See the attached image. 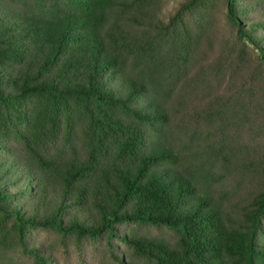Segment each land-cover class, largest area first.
Returning <instances> with one entry per match:
<instances>
[{"label": "trees", "instance_id": "trees-1", "mask_svg": "<svg viewBox=\"0 0 264 264\" xmlns=\"http://www.w3.org/2000/svg\"><path fill=\"white\" fill-rule=\"evenodd\" d=\"M146 1L0 0V129L10 119L27 124L23 105L31 100L48 106L55 135L66 119L56 149L22 135L32 160L0 142V152L12 154L0 168L18 172L5 170L17 188L0 184V235L13 218L17 236L51 227L119 237L132 248L127 258L115 255L121 264H264V142L240 153L239 146L220 149L205 161L192 150L197 133L186 127L178 134L164 103L172 91L161 44L188 37L184 17L199 0L169 24ZM226 2L237 19L235 0ZM141 54L146 62L136 70L131 59ZM261 108L254 99L222 98L205 115L217 119L222 142L228 132L255 142L264 138ZM74 109L84 120L79 145ZM239 175L241 182L214 192ZM24 195L34 198L27 210L9 208ZM126 223L160 231L121 232Z\"/></svg>", "mask_w": 264, "mask_h": 264}, {"label": "rangeland", "instance_id": "rangeland-1", "mask_svg": "<svg viewBox=\"0 0 264 264\" xmlns=\"http://www.w3.org/2000/svg\"><path fill=\"white\" fill-rule=\"evenodd\" d=\"M191 1L147 0L144 6L157 11L160 22L169 24L184 4L192 5ZM235 3L239 13H236L237 19L233 20L226 0H199L184 17L188 37L179 36L174 41L169 39L168 44H161L168 67V86L172 91L164 101L171 112V123L178 134L186 127L197 133L200 144L192 150H198L199 158L205 161L220 149L239 146L237 150L240 153L252 143L259 145L264 142V138L251 142L249 138L255 137L248 133L243 134V139H236L231 132L226 133V141L222 142L217 119L205 115L212 103L217 107L222 98L234 101L242 96L247 101L254 99L262 105L258 124L264 126V62L260 56V50L264 49V26L257 25L264 17V0H235ZM244 30L251 32L255 41L250 40ZM131 60L134 68L141 70L146 56H133ZM23 106L28 111V123L17 119L4 122L0 135H5L7 140L0 139V142L32 160L22 135L27 136L34 145L56 149L62 144L66 119L62 121V132L55 135L50 128L48 106L37 100ZM201 111L203 115L199 113ZM71 116L76 134L74 140L79 145L83 115L74 109ZM10 156L11 153L0 152V163H5L6 157L11 159ZM5 170L10 171L8 173L11 175L18 174L8 164L2 166L1 186L9 190L17 188L7 184ZM237 180L241 182V175L237 179L226 177L215 185L214 192H220L222 187H230ZM33 199L31 195L14 197L9 208L21 207L25 211ZM5 228V235H0V264H42L41 261L45 264H121L115 255L127 258L132 250L123 239L115 237L109 240L107 234L92 238L65 234L51 227H26L25 233L17 236L13 218H9ZM119 229L125 233L134 229L150 235L160 231L156 226L134 223L122 224Z\"/></svg>", "mask_w": 264, "mask_h": 264}]
</instances>
